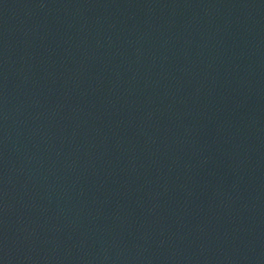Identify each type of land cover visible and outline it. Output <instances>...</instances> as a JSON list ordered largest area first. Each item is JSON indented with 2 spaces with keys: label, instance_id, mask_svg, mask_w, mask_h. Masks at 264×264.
Returning <instances> with one entry per match:
<instances>
[{
  "label": "water",
  "instance_id": "95a60500",
  "mask_svg": "<svg viewBox=\"0 0 264 264\" xmlns=\"http://www.w3.org/2000/svg\"><path fill=\"white\" fill-rule=\"evenodd\" d=\"M0 264H264V0H0Z\"/></svg>",
  "mask_w": 264,
  "mask_h": 264
}]
</instances>
